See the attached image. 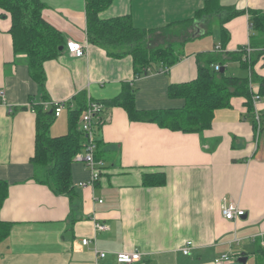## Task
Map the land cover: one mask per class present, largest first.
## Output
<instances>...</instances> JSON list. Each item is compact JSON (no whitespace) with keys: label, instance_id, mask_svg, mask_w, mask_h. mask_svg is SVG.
<instances>
[{"label":"crops","instance_id":"crops-1","mask_svg":"<svg viewBox=\"0 0 264 264\" xmlns=\"http://www.w3.org/2000/svg\"><path fill=\"white\" fill-rule=\"evenodd\" d=\"M41 1L43 19L65 41L62 53L43 64L47 102L66 101L71 108L80 91L107 101L119 95L124 83L134 89L138 110L181 107L183 100L169 97L168 87L196 77V53L221 46V26L229 33L225 50L248 45L246 11H264V0H218L245 12L222 24L224 13L187 23L206 0H112L100 18L130 16L136 27L151 30L148 42L153 46L171 40L184 49L188 41L199 40L167 70L135 78L130 55L111 57L87 41L85 0ZM9 27L10 19L0 11V89L5 93L0 103V180L8 184L0 219L11 223L0 242V264H118L115 253L133 249L142 255L133 264H215L224 254L229 261L246 256L247 264L254 263L264 246V122L258 131L243 98H231L229 107L215 111L209 128L190 133L133 121L121 107H107L108 121L96 133L97 156L103 161L100 178L93 186H81L90 172L74 160L72 196L57 195L34 179L36 114L27 105L30 98L40 101V90L26 56L13 51ZM69 40L81 43L85 54H69ZM229 63L236 64L235 73L227 74ZM254 70L264 76V57ZM224 71L244 75L238 62H228ZM252 90L257 92L258 84ZM66 109L56 117L64 115V120L52 126L59 134L52 136L67 132ZM254 110L264 113V95ZM157 172L165 174L163 185L142 184L144 173ZM224 198L244 215L225 219L220 211ZM96 222L108 228L97 230ZM186 241L192 242L188 255L181 251ZM94 248L105 251V257L96 259Z\"/></svg>","mask_w":264,"mask_h":264},{"label":"trees","instance_id":"trees-1","mask_svg":"<svg viewBox=\"0 0 264 264\" xmlns=\"http://www.w3.org/2000/svg\"><path fill=\"white\" fill-rule=\"evenodd\" d=\"M112 0H85L87 41L105 50L111 57L130 55L133 63L134 77L138 78L151 71L165 70L174 65L181 57L182 46L175 49L173 43L151 45L148 36L151 30L136 27L130 16H118L102 19L99 13L106 9ZM45 4L41 0H0L2 17L10 19L9 34L15 54L22 53L27 58L30 76L37 82L40 101L35 103L30 98V105L36 114V133L34 154L31 163L34 166V179L47 185L54 194H64L71 198V165L75 156L82 150L84 133L79 118L87 107L89 98L85 91L73 97L74 107L67 105V132L51 136L49 129L56 119L54 106L44 107L48 101L45 89L46 60L58 57L65 46L62 33L46 22L42 17ZM245 11L234 6H222L218 0H206L203 7L194 12L193 19L224 13L222 22ZM250 36L248 45L237 50L227 51L225 45L229 33L220 27V51L196 53V77L190 81L171 84L168 96L181 98L183 105L178 108L138 110L134 102V89L124 83L122 91L113 99L101 101L107 107L118 106L124 109L133 121L153 122L161 128L182 132H201L209 128L216 110L230 106L233 97L244 99L247 114L254 118L253 91L251 85L258 84V93L264 95V76L258 75L254 66L264 57V11L248 9ZM208 32V31H207ZM246 46L252 48L247 53ZM59 47H62L60 50ZM228 62H238L244 75H227L225 71L216 70L214 65L224 67ZM255 120L253 119V122ZM102 125L99 122L97 129ZM95 159L100 140L96 138ZM166 182L163 172L144 173L142 184L145 186L163 185ZM8 195V184L0 180V209ZM11 223L0 219V242L9 234ZM225 264H243L233 259ZM247 264V262H246ZM253 264H264V246L255 253Z\"/></svg>","mask_w":264,"mask_h":264},{"label":"built area","instance_id":"built-area-1","mask_svg":"<svg viewBox=\"0 0 264 264\" xmlns=\"http://www.w3.org/2000/svg\"><path fill=\"white\" fill-rule=\"evenodd\" d=\"M66 49L69 54L81 57L85 54V47L74 40H69L66 43ZM221 46L217 45L215 47V51H220ZM247 53H250L252 51V48L249 46H246ZM214 68L216 70L220 69V66L215 64ZM167 70V68H165ZM253 88V84L251 85V90ZM253 91V90H252ZM253 106L257 101L260 100V95L258 92H253ZM5 102V93L3 89H0V103ZM49 105L54 106V114L56 117H58L61 112L66 108L68 105L66 101H54V102H45L44 107L48 108ZM28 107H31L30 103L27 105ZM33 110V109H32ZM106 106L104 103H102L99 100H92L89 99L87 103V107L85 110L82 111L79 122L80 127L84 133V142L82 145V150L75 156V160L82 161L90 172L89 180L86 182H80L81 186H93L94 183L100 178L102 167H103V161L101 159L97 160L95 159L94 153L96 150V126L99 122L102 124L108 121V114L105 112ZM254 120L257 125V130L261 128L262 122H264V113H261L259 111L254 110ZM220 211L222 216L225 219L233 220L241 217L244 215V210L238 207L235 203L228 201L227 199H223L220 205ZM96 229L103 231L106 230L108 227L106 224L96 222ZM88 239H83L82 243L84 245L88 244ZM262 245H264V240L262 242ZM192 246L191 241H186L185 244L182 246L181 251L184 255L190 254V249ZM94 253L96 256V259H102L105 257L106 252L98 250L94 248ZM141 252L137 249H133L130 251H120L115 253V260L118 264H133L138 262L141 259ZM229 256L224 254L214 259L215 264H224L225 262L229 261Z\"/></svg>","mask_w":264,"mask_h":264},{"label":"rangeland","instance_id":"rangeland-1","mask_svg":"<svg viewBox=\"0 0 264 264\" xmlns=\"http://www.w3.org/2000/svg\"><path fill=\"white\" fill-rule=\"evenodd\" d=\"M216 22V21H215ZM175 29H180V27H176ZM166 44H168V43H173L171 40H168L167 42H165ZM199 43V40H196V41H194V42H192V43H190L189 41L184 45V49L186 50V51H191L192 49L191 48H195L196 46H197V44ZM174 45H173V47L175 48V49H178L179 47H180V44L179 43H177V42H175V43H173ZM180 49V48H179ZM184 49H181V50H184ZM237 70V66H236V64L235 63H229V70L227 71V74H231V73H235V71ZM64 118H65V116L63 115L61 118H56L55 119V121L53 122V124L51 125V129H49V135H53V134H59V133H56V132H59V130H57V128L56 129H54L53 130V128H52V126H54V125H57V124H59L62 120H64ZM57 130V131H56ZM55 132V133H54ZM63 133H65L66 132V129H65V125H64V127H63V131H62ZM251 261V260H250Z\"/></svg>","mask_w":264,"mask_h":264},{"label":"water","instance_id":"water-1","mask_svg":"<svg viewBox=\"0 0 264 264\" xmlns=\"http://www.w3.org/2000/svg\"><path fill=\"white\" fill-rule=\"evenodd\" d=\"M59 49L61 50L62 47H59ZM219 70H220V72H223V71H224V67H221ZM237 261H239V262H241V263H243V264H246V262H247V257H246V256L238 257V258H237Z\"/></svg>","mask_w":264,"mask_h":264}]
</instances>
